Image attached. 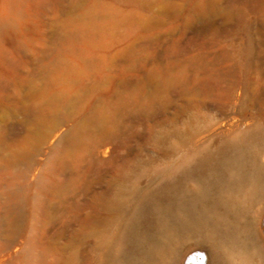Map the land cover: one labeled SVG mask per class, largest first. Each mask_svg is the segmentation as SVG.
<instances>
[{"label":"rangeland","instance_id":"1","mask_svg":"<svg viewBox=\"0 0 264 264\" xmlns=\"http://www.w3.org/2000/svg\"><path fill=\"white\" fill-rule=\"evenodd\" d=\"M249 123L264 0H0V264H264Z\"/></svg>","mask_w":264,"mask_h":264},{"label":"bare ground","instance_id":"2","mask_svg":"<svg viewBox=\"0 0 264 264\" xmlns=\"http://www.w3.org/2000/svg\"><path fill=\"white\" fill-rule=\"evenodd\" d=\"M263 138H264V124L263 123H256V124L249 123L248 126L240 128L238 130V136L234 140L223 143V144H230V145H225V146L221 145L223 147L219 148L216 151H206V149H203L201 150V152L205 151L203 152V158L209 159V160L217 159V158L230 159L234 157L244 158L253 149L254 145L257 144V142H259V140ZM235 144H238V145H235ZM141 246L142 244L138 243L136 238H133L132 243L125 249V252L130 253L132 248H135V247L141 248ZM144 249H146L148 252H151V248L149 246H145Z\"/></svg>","mask_w":264,"mask_h":264},{"label":"built area","instance_id":"3","mask_svg":"<svg viewBox=\"0 0 264 264\" xmlns=\"http://www.w3.org/2000/svg\"><path fill=\"white\" fill-rule=\"evenodd\" d=\"M200 253H201L200 250H196V251H193L192 255L197 257L198 254H200ZM198 259H199V258H198Z\"/></svg>","mask_w":264,"mask_h":264},{"label":"water","instance_id":"4","mask_svg":"<svg viewBox=\"0 0 264 264\" xmlns=\"http://www.w3.org/2000/svg\"><path fill=\"white\" fill-rule=\"evenodd\" d=\"M198 250L200 249V248H197ZM194 251H196V250H194Z\"/></svg>","mask_w":264,"mask_h":264}]
</instances>
